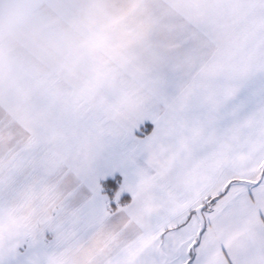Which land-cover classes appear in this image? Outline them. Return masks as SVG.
Returning a JSON list of instances; mask_svg holds the SVG:
<instances>
[{
  "label": "snow or ice",
  "instance_id": "1",
  "mask_svg": "<svg viewBox=\"0 0 264 264\" xmlns=\"http://www.w3.org/2000/svg\"><path fill=\"white\" fill-rule=\"evenodd\" d=\"M0 264H264V0H0Z\"/></svg>",
  "mask_w": 264,
  "mask_h": 264
}]
</instances>
